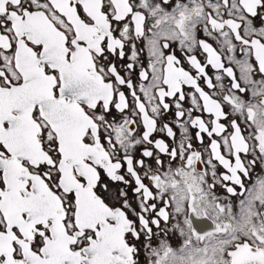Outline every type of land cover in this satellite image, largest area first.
Wrapping results in <instances>:
<instances>
[{"label": "snow or ice", "instance_id": "obj_1", "mask_svg": "<svg viewBox=\"0 0 264 264\" xmlns=\"http://www.w3.org/2000/svg\"><path fill=\"white\" fill-rule=\"evenodd\" d=\"M0 264H264V0H0Z\"/></svg>", "mask_w": 264, "mask_h": 264}, {"label": "built area", "instance_id": "obj_2", "mask_svg": "<svg viewBox=\"0 0 264 264\" xmlns=\"http://www.w3.org/2000/svg\"><path fill=\"white\" fill-rule=\"evenodd\" d=\"M210 42H212L213 43V46L214 47H217V45H216V43L215 42H213V41H211L210 40ZM218 50H219V48H218ZM146 54V53H145ZM227 53H225L224 54V57H223V59H224V63H227V64H231V65H233V67L235 68V70H237V66H235L234 64H232L231 62H229L228 60H227ZM236 55H237V58L238 57H240V58H242V54L239 52V49H237V53H236ZM198 57L203 61L204 60V54L201 52V53H199L198 54ZM145 59V61H146V59H147V56L144 58ZM253 61H254V59H253ZM237 72V71H236ZM209 74H210V76H212L213 77V80H214V77H215V74H216V71H213V70H209ZM222 75H224L223 73H221ZM225 76V75H224ZM256 79H259V76H256L255 77ZM215 82V81H214ZM224 84L226 85V86H229V84H227L226 83V77L224 78ZM211 91V90H210ZM129 100L131 101V97H129ZM189 104H190V101L188 102ZM187 107V106H186ZM196 114H199V113H196ZM204 118L207 120V119H209V117L208 116H206V115H204ZM175 129V131L177 132V139L179 138V130L177 129V128H174ZM160 134V133H159ZM193 143H194V146L198 149V150H201V151H203V146L200 144V143H197L196 142V140H193ZM205 143V142H204ZM205 145H206V143H205ZM223 149V151L226 153L227 152V150L226 149H224V148H222ZM204 158L205 159H207L208 158V154H207V152H204ZM198 167L199 168H204L205 167V165H202V164H200V165H198ZM145 183H147V181H145Z\"/></svg>", "mask_w": 264, "mask_h": 264}, {"label": "water", "instance_id": "obj_3", "mask_svg": "<svg viewBox=\"0 0 264 264\" xmlns=\"http://www.w3.org/2000/svg\"><path fill=\"white\" fill-rule=\"evenodd\" d=\"M209 42H210V41H209ZM198 58H199V57H198ZM199 59H200V58H199ZM253 59H254V57H253ZM202 62L206 63L205 54H204V60H203ZM186 66H187V65H186ZM225 66H226V67H232V68H233V71H234V73H235V75H236V77H237V79H239L238 76H237V72H236L235 68L233 67V65L225 63ZM206 70L208 71V73H209V70L216 71L215 69H212L211 66H208V68H207ZM209 75H210V74H209ZM224 75H225V77H226V83L229 84L231 78H230V77H227L226 74H224ZM202 86L205 87V90L210 91L209 89H207L206 85H202ZM229 86H230V84H229ZM138 94H139V93H138ZM129 97H131L130 94H129ZM189 105H190L189 103L186 104V106H189ZM204 115L208 116L207 113H205ZM208 117H209V116H208ZM174 131H175V129H174ZM194 131H195V130H193V132H194ZM154 135H156V138H165V139H166V142H171V141H172V138H171V137H167V136H166V133H160V134L158 133V134H154ZM204 137H205L204 142H205L206 144H208L210 138H208L206 134H204ZM217 139H219V137H217ZM196 142L199 143V141H196ZM222 152H224L223 149H222ZM224 153H225V152H224ZM225 154H226V153H225ZM214 162L217 163V165H218L219 168H220V171H224V169L222 168V166H220V165L218 164V162H216V161H214Z\"/></svg>", "mask_w": 264, "mask_h": 264}, {"label": "bare ground", "instance_id": "obj_4", "mask_svg": "<svg viewBox=\"0 0 264 264\" xmlns=\"http://www.w3.org/2000/svg\"><path fill=\"white\" fill-rule=\"evenodd\" d=\"M196 224L200 227H207L210 226L211 222L207 220H196Z\"/></svg>", "mask_w": 264, "mask_h": 264}, {"label": "rangeland", "instance_id": "obj_5", "mask_svg": "<svg viewBox=\"0 0 264 264\" xmlns=\"http://www.w3.org/2000/svg\"><path fill=\"white\" fill-rule=\"evenodd\" d=\"M146 57V54H144V58ZM240 57H238V59H239ZM237 76H238V78L240 77V70H239V68H237ZM218 170H219V168H218ZM257 172H259V169H257Z\"/></svg>", "mask_w": 264, "mask_h": 264}, {"label": "flooded vegetation", "instance_id": "obj_6", "mask_svg": "<svg viewBox=\"0 0 264 264\" xmlns=\"http://www.w3.org/2000/svg\"><path fill=\"white\" fill-rule=\"evenodd\" d=\"M218 168H219V166H218ZM219 171H220V168H219Z\"/></svg>", "mask_w": 264, "mask_h": 264}]
</instances>
